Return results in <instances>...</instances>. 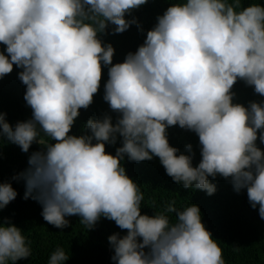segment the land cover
Instances as JSON below:
<instances>
[{
    "label": "clouds",
    "instance_id": "1",
    "mask_svg": "<svg viewBox=\"0 0 264 264\" xmlns=\"http://www.w3.org/2000/svg\"><path fill=\"white\" fill-rule=\"evenodd\" d=\"M147 0H0V78L22 69L24 100L32 118L11 126L0 113V136L25 153L28 168L14 176L25 182V200L42 207L43 219L64 229L79 216L88 230L101 217L121 236L108 237L112 264H225L222 249L202 223L197 205H172L164 213L141 214L144 193L122 161L158 157L165 172L184 188L214 194L219 175L234 191L246 189L250 206L264 219V102L233 103L237 80L264 96V5L240 0H179L157 17L144 43L113 64L114 48L99 38L109 25L123 33L126 19ZM5 52L7 55H5ZM102 64L108 67L103 99L118 114L89 119L85 134L71 135L80 109L98 92ZM198 136L199 163L170 146L167 128ZM43 133V136H41ZM44 137H47L45 139ZM115 155L105 145H115ZM17 197L11 182L0 183V209ZM31 255L22 230L0 223V264ZM56 248L48 264H65Z\"/></svg>",
    "mask_w": 264,
    "mask_h": 264
},
{
    "label": "trees",
    "instance_id": "2",
    "mask_svg": "<svg viewBox=\"0 0 264 264\" xmlns=\"http://www.w3.org/2000/svg\"><path fill=\"white\" fill-rule=\"evenodd\" d=\"M177 2L179 0H147V3L126 15V19H134L136 23L131 24L123 33H115L113 31L115 26L109 25L99 38L103 43H110L113 46L115 51L112 63H121L128 53H135L144 43L147 31L157 23V17L162 16L169 6ZM253 3L264 5V0H240L241 7ZM4 49L5 45L0 44V52H4ZM108 67L110 66L102 64L98 92L87 109H80V115L72 126L71 135L85 134L87 130L84 126L87 121L102 118L105 114L110 115L115 123L118 114L112 112L103 99ZM20 71L22 69L14 65L11 73L0 78V113L6 114V120L11 126H15L18 121L32 118V110L24 100L26 86L18 78ZM231 91L234 93V104L248 107L251 102H264V96L255 93L254 86L247 85L243 80L238 79ZM167 137L170 146L179 150L178 154L187 155L186 146L191 145L193 166L199 163L200 145L196 133L177 125L167 128ZM256 144L264 151V143L259 140V131ZM120 146L118 139L115 145L106 144L105 150L115 155L116 148ZM41 149V145L33 143L25 153L19 146L0 136V183L11 182L17 191V197L0 209V223L7 218L11 224L20 228L31 248L30 257L20 259L16 264H48L50 255L58 247L63 248L69 256L65 264H112L113 250L108 237L114 233L123 236L127 230H121L114 221L104 217L88 230L80 222L79 216L67 217L69 226L59 229L43 219L42 207L38 202L31 198L27 200L23 198L25 182L23 179L14 180L13 177L25 171L31 153ZM122 166L144 193L141 214L152 216L164 213L175 222V213L166 211L169 205L183 210L195 204L200 209L202 223L222 249L225 264H264V219L260 218L258 207L253 209L250 206L246 189L237 193L230 179L219 175L214 179L209 177V182L216 186V191L212 195L203 190L184 188L166 174L158 157L141 162L129 161L125 157Z\"/></svg>",
    "mask_w": 264,
    "mask_h": 264
}]
</instances>
